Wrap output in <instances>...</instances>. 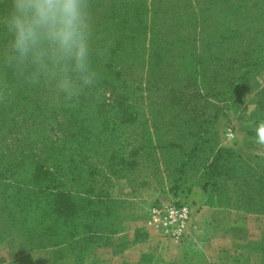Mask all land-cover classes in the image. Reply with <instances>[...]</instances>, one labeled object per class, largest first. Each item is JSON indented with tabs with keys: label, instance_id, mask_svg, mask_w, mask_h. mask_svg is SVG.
Listing matches in <instances>:
<instances>
[{
	"label": "rangeland",
	"instance_id": "rangeland-1",
	"mask_svg": "<svg viewBox=\"0 0 264 264\" xmlns=\"http://www.w3.org/2000/svg\"><path fill=\"white\" fill-rule=\"evenodd\" d=\"M239 4L242 10L245 0ZM9 8L10 0H0V16ZM90 11L92 66L118 87L116 98L127 103L130 122H118L115 110L88 107L110 103L109 91L89 94L88 148L96 142L97 151L90 152L98 168L96 187L112 201L92 207L95 237L85 242L92 250L83 264H126L118 253L128 240L112 245L129 234L135 242L150 238L157 245L150 249L163 262L183 264L182 247L193 237L170 239L149 212L160 199L176 198L190 206L191 233L199 227L202 246H188L191 253L204 252L214 258L211 264H264V211L238 197L244 187L240 171L227 172L232 163L224 160L228 153L250 165L264 158L256 133L264 121V106L257 107L264 89V9L238 12L229 0H90ZM36 97L47 107L58 105L47 86ZM14 138L9 132L7 144ZM209 190L224 192L234 215L217 213L218 224L206 220L211 226L205 228L202 218L212 212L199 202ZM2 202L0 194V264H35L42 246L25 242Z\"/></svg>",
	"mask_w": 264,
	"mask_h": 264
},
{
	"label": "trees",
	"instance_id": "trees-1",
	"mask_svg": "<svg viewBox=\"0 0 264 264\" xmlns=\"http://www.w3.org/2000/svg\"><path fill=\"white\" fill-rule=\"evenodd\" d=\"M240 1L229 0L232 9L238 12L264 9V0H245L242 10ZM2 31L0 27V46L6 42V33ZM96 72L97 81L92 87L85 88L78 98L66 100L60 97L58 105L47 107L36 97L44 85H31L0 63L2 205L26 243L52 250V258L47 264H63L65 260L83 264L91 248L85 242L90 243L95 237L90 222L96 220L97 211L92 207L112 201L103 189L96 187L98 168L91 160L90 152H96L97 145L94 142L96 147L88 148L89 134L93 130L86 113L88 96L94 91L102 94L109 91L110 103L96 101L88 107L98 113L115 110L121 116L118 121L121 123L130 122V114L127 103L116 98L119 97L118 87L110 82L112 79ZM258 97L259 110L264 106V89ZM110 116L105 115V120L110 121ZM255 123L258 124L259 119ZM9 132H13L15 138L7 144ZM219 152L213 160L216 167H219ZM224 160L232 163L227 172L240 171L244 187L239 189L238 197L261 205L260 210L264 211V158L257 156L250 165L239 155L228 153ZM235 165H240V169ZM43 242L49 246L44 247L46 243ZM60 250L71 255L62 254Z\"/></svg>",
	"mask_w": 264,
	"mask_h": 264
},
{
	"label": "clouds",
	"instance_id": "clouds-1",
	"mask_svg": "<svg viewBox=\"0 0 264 264\" xmlns=\"http://www.w3.org/2000/svg\"><path fill=\"white\" fill-rule=\"evenodd\" d=\"M0 27L7 36L0 63L25 82L73 100L97 81L90 0H10ZM256 133L257 142L264 144V121Z\"/></svg>",
	"mask_w": 264,
	"mask_h": 264
},
{
	"label": "crops",
	"instance_id": "crops-1",
	"mask_svg": "<svg viewBox=\"0 0 264 264\" xmlns=\"http://www.w3.org/2000/svg\"><path fill=\"white\" fill-rule=\"evenodd\" d=\"M223 194H225L224 192H222L221 190L218 191H213L212 192L209 191H202L201 194V198L202 200L207 196V198L204 199V201H200L199 204L203 205L204 209L212 212L209 217H203L202 218V224L205 226V228L211 226L206 220H212V225L214 224H218V219H217V213H219L220 215H223L226 219L232 218V215H234V213H230V211H234L233 209H231V202L230 200L227 198V196H223ZM211 195H216L215 198L213 199V202L211 201ZM208 197H210V200H207ZM218 197H223L218 199ZM229 215V216H227ZM234 218V216H233ZM198 226V224H197ZM197 230L193 231V240L188 241V243L184 244L185 247H182V258H183V264H205L206 261L208 262V264H211L210 262L212 260H214V258H210L208 256L205 255V253L202 251H198L197 252H192L190 251L189 248L194 247L199 248L201 247V243L199 240V235H198V230L199 227L196 228ZM116 241H114V244L112 246L117 247V244H124L128 243V245L125 248H122V250H120V254L118 253V256H122V263L126 262V264H165V262H163L161 259L162 257L160 256V254L158 253V251L156 249H150V247H156V243H152V240H150V238H147L145 241H134V237L133 235L129 234V236L127 237V239H124L123 236H121L120 238L115 239ZM183 246V245H182ZM189 246V248H187ZM91 252V248L89 249ZM51 253L52 250L49 249H43L42 253L41 252H36V254H34V263L35 264H47L51 257ZM42 254L43 255V261L41 262L39 255ZM167 257H165L166 259ZM160 259V260H159ZM4 261V260H3ZM2 261V262H3ZM63 264H71L70 260H65V262ZM167 264V263H166Z\"/></svg>",
	"mask_w": 264,
	"mask_h": 264
},
{
	"label": "built area",
	"instance_id": "built-area-1",
	"mask_svg": "<svg viewBox=\"0 0 264 264\" xmlns=\"http://www.w3.org/2000/svg\"><path fill=\"white\" fill-rule=\"evenodd\" d=\"M232 133H229L231 135ZM158 221L163 234L177 242L193 237L191 233V210L187 202L176 199H160L149 209Z\"/></svg>",
	"mask_w": 264,
	"mask_h": 264
}]
</instances>
